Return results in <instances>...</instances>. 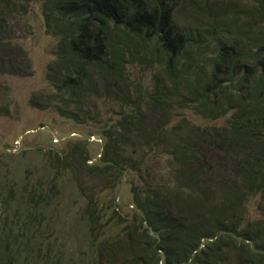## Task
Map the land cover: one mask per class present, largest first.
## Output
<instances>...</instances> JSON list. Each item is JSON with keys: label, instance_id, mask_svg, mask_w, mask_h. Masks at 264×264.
I'll use <instances>...</instances> for the list:
<instances>
[{"label": "trees", "instance_id": "obj_1", "mask_svg": "<svg viewBox=\"0 0 264 264\" xmlns=\"http://www.w3.org/2000/svg\"><path fill=\"white\" fill-rule=\"evenodd\" d=\"M180 2L187 20L176 17ZM31 4L41 5L48 32L59 39L46 88L31 106L97 125L103 165L88 172L102 175L118 166L114 176L127 174L144 215L134 222L141 228L122 226L126 220L116 209H94L92 194L80 215L89 235L108 228L124 235L123 242L102 241L115 248L107 259L135 254L132 264H264V0L227 12L216 0H0V75L29 71L25 58L1 48L9 47V24ZM230 13L242 24L220 26ZM128 65L155 71L151 88L134 82ZM183 111L209 120L231 114L229 137L211 142L189 120L174 123ZM126 148L137 158H122ZM146 148L177 166L170 175L179 184L175 191L165 193L163 178L154 182L155 176L137 185L133 174L143 171ZM45 156L47 186L39 179L0 180V264H67L72 251L57 244L53 228L61 195L56 182L68 170L77 181L80 170L68 157ZM256 200L262 216L246 219ZM201 204L212 206L210 214ZM78 253L87 261L86 251Z\"/></svg>", "mask_w": 264, "mask_h": 264}, {"label": "rangeland", "instance_id": "obj_2", "mask_svg": "<svg viewBox=\"0 0 264 264\" xmlns=\"http://www.w3.org/2000/svg\"><path fill=\"white\" fill-rule=\"evenodd\" d=\"M248 1L251 2V0H216V4L223 6L222 8L227 12L232 7H238L237 10H239L241 5L244 6ZM177 10L178 20H187L185 17L188 16V10L183 2H180ZM225 20L228 21L220 26L236 27L243 22L234 13L227 15ZM7 31L8 35L5 32L4 42L9 47L1 48L2 51L13 50L15 59L16 56L25 58L22 63L29 67V71L24 76L0 75V180L3 182L7 179L8 182H12L14 179H20L24 185L29 180L35 183L39 179L47 186L50 177L45 175L48 171L45 162L50 160L45 155L53 154L57 162L68 157L73 165L79 168L80 175L78 180L74 181L75 174L68 170L60 178L61 182H56L61 195L58 203L53 204V211L60 214L53 223V228H57L59 240L57 244L65 245L72 251H68L64 262L67 264H132L135 254L132 257L122 255L111 261L107 259L109 255L114 254L115 248L106 247L103 245L105 241L103 243L102 241L111 237L115 242H123L124 235L120 229L115 228L111 231L108 228V232L104 231L102 235L94 237L89 235L88 222L80 219L81 210L89 204L92 194L95 197L94 209L101 210L103 213H112L116 209L126 220L122 226L141 228L140 222H134L139 216L144 218L134 203L136 192L128 181L127 174L124 173L120 177L114 176V169H119L118 166H113L114 168H110V171H105L102 175L92 176L88 172V166L103 165L100 157L104 147L100 140L104 142V139L99 134V127L78 125L56 110H39L31 106L33 96L46 88L47 68L55 62L57 58L55 48L59 44L58 37L48 32L41 5L31 4L28 12L21 14L20 19L9 24ZM130 70L132 72L130 78L134 82L140 81L145 89L151 88L155 71L143 66L128 65L127 74ZM57 104L59 107V103ZM180 114L183 115L174 117V123L183 118L189 120L192 125L200 128L202 133L210 135L211 139L214 138L211 142L229 137L227 121L231 114L214 120L204 119L192 111H183ZM122 146L123 144L119 145L120 148ZM131 150L126 148L122 158H137L136 152L133 155ZM145 153L142 157L143 171L133 174L137 185L141 187L144 179L155 176L154 182L155 179L163 178L165 184L162 186L165 188V193L168 190L175 191L179 184L170 175L172 176L177 166L171 162V158L162 154L158 159L156 154L149 153L147 148ZM210 153L213 154L212 151ZM86 157L89 159L86 160ZM211 160L215 161V159ZM178 189L188 195L185 188ZM141 190L142 188L138 191ZM257 202L258 200L253 201L247 206L246 219L256 220L262 216L257 210ZM200 206L203 212L210 214L211 205L201 204ZM199 215L202 214L199 213ZM101 221L105 219L102 217ZM143 225L148 228L146 222ZM150 234L156 239L160 238L158 234ZM123 245L127 244L123 243ZM80 250L87 252V261L83 260L78 253Z\"/></svg>", "mask_w": 264, "mask_h": 264}, {"label": "clouds", "instance_id": "obj_3", "mask_svg": "<svg viewBox=\"0 0 264 264\" xmlns=\"http://www.w3.org/2000/svg\"><path fill=\"white\" fill-rule=\"evenodd\" d=\"M99 140H100V139H99ZM100 143H101V140H100ZM103 147H104V145H103ZM103 152H104V150H103ZM102 154H103V153H102V151H101V156H102ZM100 158H101V157H100ZM147 226H148V225H147Z\"/></svg>", "mask_w": 264, "mask_h": 264}, {"label": "water", "instance_id": "obj_4", "mask_svg": "<svg viewBox=\"0 0 264 264\" xmlns=\"http://www.w3.org/2000/svg\"><path fill=\"white\" fill-rule=\"evenodd\" d=\"M101 143L104 145V142L103 141H101Z\"/></svg>", "mask_w": 264, "mask_h": 264}]
</instances>
